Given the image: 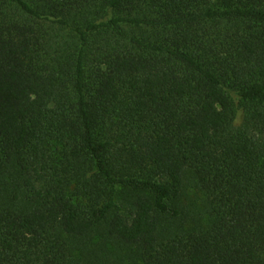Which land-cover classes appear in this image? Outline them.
<instances>
[{"label": "trees", "instance_id": "16d2710c", "mask_svg": "<svg viewBox=\"0 0 264 264\" xmlns=\"http://www.w3.org/2000/svg\"><path fill=\"white\" fill-rule=\"evenodd\" d=\"M188 174L212 218L169 230ZM95 231L264 264V0H0V264H123Z\"/></svg>", "mask_w": 264, "mask_h": 264}, {"label": "rangeland", "instance_id": "374dc122", "mask_svg": "<svg viewBox=\"0 0 264 264\" xmlns=\"http://www.w3.org/2000/svg\"><path fill=\"white\" fill-rule=\"evenodd\" d=\"M181 208L182 216L176 219L169 230L205 227L211 220L206 194L197 186L191 174L185 183ZM87 257L99 260L114 259L123 264H140L136 247L123 245L112 240L105 231H95L78 244Z\"/></svg>", "mask_w": 264, "mask_h": 264}]
</instances>
